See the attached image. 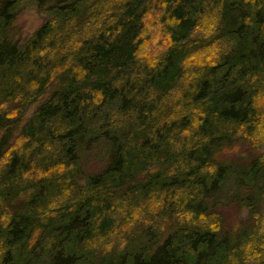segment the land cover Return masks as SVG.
I'll list each match as a JSON object with an SVG mask.
<instances>
[{
    "label": "trees",
    "instance_id": "trees-1",
    "mask_svg": "<svg viewBox=\"0 0 264 264\" xmlns=\"http://www.w3.org/2000/svg\"><path fill=\"white\" fill-rule=\"evenodd\" d=\"M253 263L264 0H0V264Z\"/></svg>",
    "mask_w": 264,
    "mask_h": 264
},
{
    "label": "rangeland",
    "instance_id": "rangeland-1",
    "mask_svg": "<svg viewBox=\"0 0 264 264\" xmlns=\"http://www.w3.org/2000/svg\"><path fill=\"white\" fill-rule=\"evenodd\" d=\"M44 17V12H38L37 6L32 2H28L19 11L16 18V24L22 28L23 36L27 37L37 29L42 23ZM34 107V105L31 107L28 114L32 113Z\"/></svg>",
    "mask_w": 264,
    "mask_h": 264
}]
</instances>
